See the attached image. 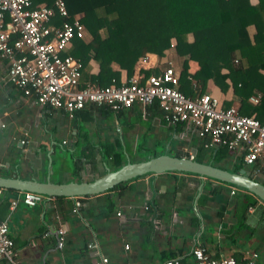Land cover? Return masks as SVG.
I'll use <instances>...</instances> for the list:
<instances>
[{
	"label": "crops",
	"instance_id": "0c3cea01",
	"mask_svg": "<svg viewBox=\"0 0 264 264\" xmlns=\"http://www.w3.org/2000/svg\"><path fill=\"white\" fill-rule=\"evenodd\" d=\"M149 55L148 63H136L134 72H159L168 63L179 70L181 58L171 49L163 56ZM175 58L179 60L176 67ZM90 65V71L96 73V64L90 60ZM5 68L0 59L2 177L37 181L48 177L54 183L89 181L106 167L110 169L107 154L115 151H123V161L128 158L130 162L146 159L153 152L193 157L199 142L193 130L184 124L180 128L166 124L160 110H147L136 118L127 108L117 118L87 106L68 117L22 95L7 82ZM196 68V62H188L189 72ZM127 78L120 69V83ZM205 93L220 102L232 98L230 90L223 94L211 81L206 83ZM82 129L86 140L79 137ZM23 139L26 143L21 144ZM233 162V158L223 161L228 167ZM229 190L230 185L220 181L179 172L142 175L120 188L86 197H50L33 207L19 200L23 192L2 190L0 220L6 222L16 256L25 264H93L86 248L90 241L97 243L111 264H159L169 253L188 261L190 249L197 245L215 257L240 258L255 251L264 264V203L245 190L232 195ZM249 198L254 200L252 204ZM75 200L80 205L72 212ZM58 226L66 230L60 249L55 243Z\"/></svg>",
	"mask_w": 264,
	"mask_h": 264
},
{
	"label": "trees",
	"instance_id": "16d2710c",
	"mask_svg": "<svg viewBox=\"0 0 264 264\" xmlns=\"http://www.w3.org/2000/svg\"><path fill=\"white\" fill-rule=\"evenodd\" d=\"M31 1L34 6L41 2L49 5L53 0ZM64 2L69 17L78 13L84 26L83 37L72 39L67 50L68 54L80 62L79 88L106 87L110 84L118 86L121 84L120 69L125 70L129 78L142 55L153 53L163 56L171 49L175 57L181 58L176 88L182 94L192 98L205 93L206 83L211 81L221 93L224 94L228 90L231 92L232 98L220 102L221 107L235 104L238 114L254 115L259 120L264 119V0H257L255 4H251L249 0H64ZM172 40L174 44L170 47ZM90 60L97 66L96 73L90 71ZM189 61L197 64L193 72H189ZM114 65L117 66L116 69ZM157 72L147 70L142 73V77ZM256 95L259 96L258 101L251 103L249 97ZM87 106L96 108L103 115L115 114L120 118L123 114L122 110L112 113L95 105H85ZM129 109L134 111L136 118L141 116L138 103H133ZM153 109L159 110L157 101H153L152 105L147 107L148 111ZM181 125L182 123H179L175 127L180 128ZM79 137L87 139L85 129L80 131ZM121 153L123 151L107 154L110 158V169L123 164ZM167 153L188 157L179 152ZM243 154V150H230L221 145L205 149L198 142L192 159L230 172H237L243 168L247 175L253 174V179L264 184V161L255 160L246 165L243 162ZM156 155L158 153L153 152L148 157ZM231 158L234 162L228 167L223 161ZM135 178L138 177L132 179ZM129 180L106 191L120 188ZM86 196L88 195L84 197ZM253 202L254 200L249 198L248 203ZM177 256L179 254L169 253L161 260ZM180 261L185 263L184 258H180ZM0 264L3 262L0 261Z\"/></svg>",
	"mask_w": 264,
	"mask_h": 264
},
{
	"label": "built area",
	"instance_id": "2783aa9c",
	"mask_svg": "<svg viewBox=\"0 0 264 264\" xmlns=\"http://www.w3.org/2000/svg\"><path fill=\"white\" fill-rule=\"evenodd\" d=\"M83 35L80 15L69 17L64 0L34 6L31 0H0V59L6 63L5 78L22 95L31 96L35 104L62 110L73 117L74 112L89 104L117 113L138 103L141 114L145 115L147 107L157 101L162 120L168 125L182 123L191 128L203 148L221 145L230 150H243L246 165L255 160L264 161V119L240 115L234 106L221 107L219 99L208 93L192 98L185 96L176 88L178 71L171 63L157 74L144 78L136 70L118 86L79 88L80 62L67 50L72 39ZM173 44L174 40L170 47ZM149 56L145 53L137 64L148 63ZM258 98V95L250 96L249 101L256 103ZM3 126L0 122V128ZM237 190L239 188L230 185L229 194ZM42 198L37 193L23 192L19 200L33 207ZM79 205L75 200L72 212H76ZM65 233L64 227L56 228L58 249L64 244ZM127 247L125 244L124 248ZM86 248L92 253L93 264H111L96 242L86 243ZM188 257L185 263L177 256L163 259L159 264H262L255 251L245 252L239 259L231 255L215 257L199 245L190 249ZM0 261L25 264L17 258L7 224L1 220Z\"/></svg>",
	"mask_w": 264,
	"mask_h": 264
},
{
	"label": "water",
	"instance_id": "95a60500",
	"mask_svg": "<svg viewBox=\"0 0 264 264\" xmlns=\"http://www.w3.org/2000/svg\"><path fill=\"white\" fill-rule=\"evenodd\" d=\"M166 171L185 172L200 177L215 179L222 183L232 184L245 189L264 203V184L253 179L252 175H247L243 168L237 172H230L198 162L189 157H178L167 153L133 162L125 158L122 165L114 169H108L106 167L103 174L84 182L68 181L54 183L48 177L44 181H37L0 176V188L40 194L43 196L39 202L42 205L50 197L94 195L111 189L115 185L134 177L146 174H159Z\"/></svg>",
	"mask_w": 264,
	"mask_h": 264
},
{
	"label": "rangeland",
	"instance_id": "374dc122",
	"mask_svg": "<svg viewBox=\"0 0 264 264\" xmlns=\"http://www.w3.org/2000/svg\"><path fill=\"white\" fill-rule=\"evenodd\" d=\"M177 65H179V60L175 58V61H174V66L176 67ZM195 134V133H194ZM69 140V139H68ZM128 159V158H127ZM152 234L154 231H151ZM150 243H147V246L149 245Z\"/></svg>",
	"mask_w": 264,
	"mask_h": 264
}]
</instances>
